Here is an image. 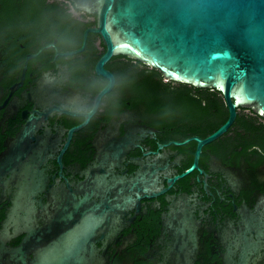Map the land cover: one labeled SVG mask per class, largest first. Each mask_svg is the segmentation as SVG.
I'll use <instances>...</instances> for the list:
<instances>
[{"label":"flooded vegetation","instance_id":"obj_1","mask_svg":"<svg viewBox=\"0 0 264 264\" xmlns=\"http://www.w3.org/2000/svg\"><path fill=\"white\" fill-rule=\"evenodd\" d=\"M95 27L65 0H0V247L26 237L31 259L60 264H264V127L235 116L205 143L229 113L121 55L98 74L100 36L79 51Z\"/></svg>","mask_w":264,"mask_h":264},{"label":"water","instance_id":"obj_2","mask_svg":"<svg viewBox=\"0 0 264 264\" xmlns=\"http://www.w3.org/2000/svg\"><path fill=\"white\" fill-rule=\"evenodd\" d=\"M65 2L96 21L79 51L88 32L100 36L106 52L96 66L98 74L105 75L102 65L121 55L157 70L167 81L203 89L229 113L205 143L225 133L235 116L264 127V0ZM21 213L26 217V210L13 212L16 217ZM27 245L25 237L15 248L0 247V264L61 263L51 252L31 259Z\"/></svg>","mask_w":264,"mask_h":264}]
</instances>
